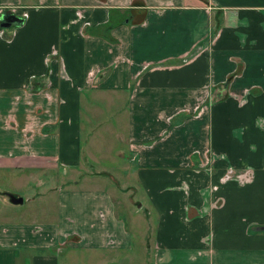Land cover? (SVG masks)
Instances as JSON below:
<instances>
[{"label":"crops","instance_id":"crops-1","mask_svg":"<svg viewBox=\"0 0 264 264\" xmlns=\"http://www.w3.org/2000/svg\"><path fill=\"white\" fill-rule=\"evenodd\" d=\"M2 13L22 22L0 27V264H115L134 247L109 190L72 186L84 139L118 115L151 264H264V0H0ZM51 194L49 220L18 218Z\"/></svg>","mask_w":264,"mask_h":264},{"label":"rangeland","instance_id":"rangeland-1","mask_svg":"<svg viewBox=\"0 0 264 264\" xmlns=\"http://www.w3.org/2000/svg\"><path fill=\"white\" fill-rule=\"evenodd\" d=\"M106 127H110V125ZM114 128L113 131L108 130V133L102 130L94 132L89 138L92 147H88L87 139H84L83 153L85 160L79 169L81 175L78 174L74 177L72 181H75V183L72 186H100L106 188L113 195L119 214L127 220L128 227L133 235L134 247L128 253L120 254L115 264H151L154 226L147 212L148 204L144 201L135 178L134 164L125 156L123 157L122 152L124 150L120 151L126 143V136L123 132L125 129L123 115L117 116ZM59 173V185L68 182L66 178H69V175L66 177L63 171ZM4 187L19 194H27L31 188L27 185L14 188L9 184H4ZM15 206L16 211H20L18 212V218L43 222L55 215L56 196L51 194L45 198H37L29 202L24 201L22 204ZM8 209H10L9 206L7 216L10 215ZM142 248L147 249L146 255L145 252H142ZM140 251L141 254H139ZM143 256L144 258L141 259ZM77 264H89V261L86 259L80 260Z\"/></svg>","mask_w":264,"mask_h":264},{"label":"water","instance_id":"water-1","mask_svg":"<svg viewBox=\"0 0 264 264\" xmlns=\"http://www.w3.org/2000/svg\"><path fill=\"white\" fill-rule=\"evenodd\" d=\"M21 22H22L21 18L10 13H2L0 16V27H10L12 25H19ZM8 197L10 198V201L13 203L22 202V198L15 197L12 194H8ZM261 229L264 230V226L261 227Z\"/></svg>","mask_w":264,"mask_h":264}]
</instances>
